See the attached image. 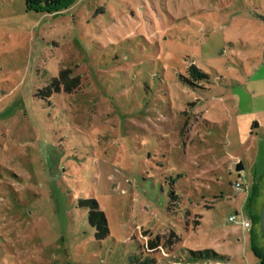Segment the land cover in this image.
I'll return each mask as SVG.
<instances>
[{
    "label": "rangeland",
    "instance_id": "374dc122",
    "mask_svg": "<svg viewBox=\"0 0 264 264\" xmlns=\"http://www.w3.org/2000/svg\"><path fill=\"white\" fill-rule=\"evenodd\" d=\"M27 1L61 9L0 0V264H262L264 0Z\"/></svg>",
    "mask_w": 264,
    "mask_h": 264
},
{
    "label": "trees",
    "instance_id": "16d2710c",
    "mask_svg": "<svg viewBox=\"0 0 264 264\" xmlns=\"http://www.w3.org/2000/svg\"><path fill=\"white\" fill-rule=\"evenodd\" d=\"M25 8H26L27 12H33V13H37V14H49V15L59 14L60 9H61V8L60 9L49 8V7H45V6H35L33 4H30V2H28L27 0H25ZM189 72L191 73L192 77L195 78L196 80L206 77L205 73L196 69L195 67L189 68ZM63 74L64 73L61 72L59 74L58 78H54L51 81V85H50V88L48 90H51V88H52L54 91L58 92L61 89L60 86H62V89L65 92L68 93L71 91V88L67 84L65 85L63 83V78H64ZM75 81H78V79ZM236 171L238 174V178L241 179L240 174L243 171V166L241 163L238 164ZM238 180H237V182H238ZM241 185L243 186L242 179H241ZM258 194H259L258 185L254 184L252 189L250 190L249 195H248L247 202L250 201L251 203H253L255 201V199L258 197ZM92 204H93L92 210L89 213L90 224L92 226L96 227V229H97L96 236L97 237L98 236H101V237L107 236L109 229L107 226L105 216L101 211H99L98 205L95 202H92ZM263 206H264V204H263ZM260 218H261V213L257 214L254 210V213H252L251 217H249L248 219L251 221L252 226H255L257 224H260ZM251 240H252V247H253L254 254L260 259L262 264H264V252L258 247L257 242H256L257 241L256 236L252 235ZM222 259H224L223 255H220L211 249H206V250L192 251L190 258L188 259L189 262H187V263L188 264H211V263H219ZM137 264H155V262H147L146 261V262H139Z\"/></svg>",
    "mask_w": 264,
    "mask_h": 264
},
{
    "label": "built area",
    "instance_id": "2783aa9c",
    "mask_svg": "<svg viewBox=\"0 0 264 264\" xmlns=\"http://www.w3.org/2000/svg\"><path fill=\"white\" fill-rule=\"evenodd\" d=\"M235 188L238 190L241 188V179L238 180V182L235 183ZM237 215L236 216H232L229 218V221L231 222H236L237 221ZM240 225H241V228L244 232H250L252 230V223L251 221L246 218V217H242V220L240 221Z\"/></svg>",
    "mask_w": 264,
    "mask_h": 264
},
{
    "label": "water",
    "instance_id": "95a60500",
    "mask_svg": "<svg viewBox=\"0 0 264 264\" xmlns=\"http://www.w3.org/2000/svg\"><path fill=\"white\" fill-rule=\"evenodd\" d=\"M104 12V9L103 8H99L96 10L94 16H97L101 13ZM260 225H261V230H262V234H263V237H264V206H263V209H262V212H261V218H260Z\"/></svg>",
    "mask_w": 264,
    "mask_h": 264
},
{
    "label": "crops",
    "instance_id": "0c3cea01",
    "mask_svg": "<svg viewBox=\"0 0 264 264\" xmlns=\"http://www.w3.org/2000/svg\"><path fill=\"white\" fill-rule=\"evenodd\" d=\"M258 185V184H257ZM250 193V192H249ZM249 195V194H248ZM258 198V197H257ZM257 198L255 199V203L257 202ZM256 206V205H255ZM254 206V210H255V212L257 213V211H256V207ZM261 211H262V209H261ZM254 226H252V230L250 231V232H247V233H250V236H252V235H255L256 236V234H255V232H254V228H253ZM244 232V231H243ZM244 233H246V232H244Z\"/></svg>",
    "mask_w": 264,
    "mask_h": 264
}]
</instances>
